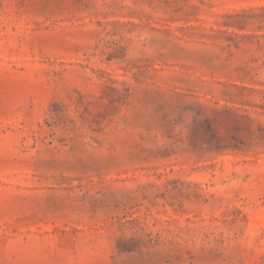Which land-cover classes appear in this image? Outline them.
<instances>
[{"label":"rangeland","instance_id":"374dc122","mask_svg":"<svg viewBox=\"0 0 264 264\" xmlns=\"http://www.w3.org/2000/svg\"><path fill=\"white\" fill-rule=\"evenodd\" d=\"M0 264H264V0H0Z\"/></svg>","mask_w":264,"mask_h":264}]
</instances>
